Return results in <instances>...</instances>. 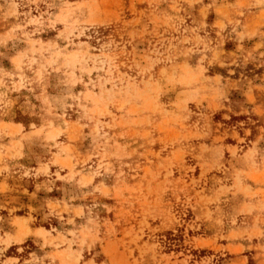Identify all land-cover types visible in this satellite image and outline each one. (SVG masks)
<instances>
[{
	"label": "rangeland",
	"instance_id": "374dc122",
	"mask_svg": "<svg viewBox=\"0 0 264 264\" xmlns=\"http://www.w3.org/2000/svg\"><path fill=\"white\" fill-rule=\"evenodd\" d=\"M0 264H264V0H0Z\"/></svg>",
	"mask_w": 264,
	"mask_h": 264
}]
</instances>
